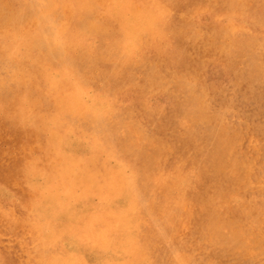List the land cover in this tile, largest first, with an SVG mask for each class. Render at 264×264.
<instances>
[{"label":"rangeland","instance_id":"rangeland-1","mask_svg":"<svg viewBox=\"0 0 264 264\" xmlns=\"http://www.w3.org/2000/svg\"><path fill=\"white\" fill-rule=\"evenodd\" d=\"M0 264H264V0H0Z\"/></svg>","mask_w":264,"mask_h":264},{"label":"bare ground","instance_id":"bare-ground-1","mask_svg":"<svg viewBox=\"0 0 264 264\" xmlns=\"http://www.w3.org/2000/svg\"><path fill=\"white\" fill-rule=\"evenodd\" d=\"M246 20H247V19H246ZM253 25H254V24H253ZM251 41H254V40L251 39ZM249 183H250V182H249ZM249 183H248V184H249ZM249 185H250V184H249Z\"/></svg>","mask_w":264,"mask_h":264}]
</instances>
